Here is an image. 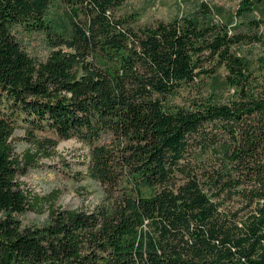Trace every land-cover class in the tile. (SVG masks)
I'll return each instance as SVG.
<instances>
[{"label": "trees", "instance_id": "1", "mask_svg": "<svg viewBox=\"0 0 264 264\" xmlns=\"http://www.w3.org/2000/svg\"><path fill=\"white\" fill-rule=\"evenodd\" d=\"M125 2L0 0V264H264V0L146 22ZM70 138L104 201L22 227L19 174Z\"/></svg>", "mask_w": 264, "mask_h": 264}, {"label": "rangeland", "instance_id": "2", "mask_svg": "<svg viewBox=\"0 0 264 264\" xmlns=\"http://www.w3.org/2000/svg\"><path fill=\"white\" fill-rule=\"evenodd\" d=\"M221 8L222 18L233 11L238 0H126L123 10L134 11L140 15L141 22L153 19L169 20L180 15L194 12L200 2ZM259 12L264 15V3H255ZM21 42L27 53L37 61L48 57L50 48L38 33L22 35ZM219 69L220 77L215 83L208 82L207 89L219 90L223 75ZM175 102H182L179 98ZM38 137H55L50 131L36 132ZM12 141L15 153L21 159L26 152H34L36 144L29 140L24 128L17 127ZM49 156L43 153L35 159V164L27 166L18 178L24 188L39 200L38 209L26 210L15 215L22 227H41L49 223V205L54 208H91L104 201L103 189L86 173L88 148L75 138L61 139L54 149H48Z\"/></svg>", "mask_w": 264, "mask_h": 264}, {"label": "crops", "instance_id": "3", "mask_svg": "<svg viewBox=\"0 0 264 264\" xmlns=\"http://www.w3.org/2000/svg\"><path fill=\"white\" fill-rule=\"evenodd\" d=\"M199 4H200V3H199ZM214 7H215V6H214ZM215 8H216V10L218 9L219 11L217 10V12H218L219 14H221V11H222L221 8H219V7H215ZM229 14H230V13H229ZM221 16H222V15H221Z\"/></svg>", "mask_w": 264, "mask_h": 264}]
</instances>
